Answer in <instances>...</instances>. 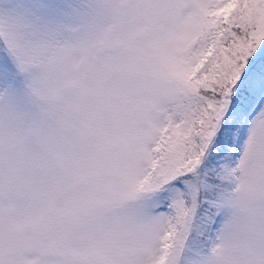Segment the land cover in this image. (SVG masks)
<instances>
[{
	"label": "snow or ice",
	"instance_id": "snow-or-ice-1",
	"mask_svg": "<svg viewBox=\"0 0 264 264\" xmlns=\"http://www.w3.org/2000/svg\"><path fill=\"white\" fill-rule=\"evenodd\" d=\"M0 264H264V0H0Z\"/></svg>",
	"mask_w": 264,
	"mask_h": 264
}]
</instances>
